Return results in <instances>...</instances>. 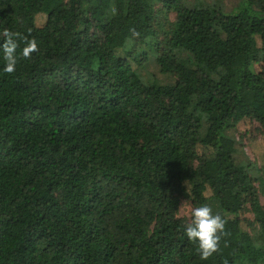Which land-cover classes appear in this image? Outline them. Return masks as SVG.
Instances as JSON below:
<instances>
[{
	"label": "trees",
	"instance_id": "1",
	"mask_svg": "<svg viewBox=\"0 0 264 264\" xmlns=\"http://www.w3.org/2000/svg\"><path fill=\"white\" fill-rule=\"evenodd\" d=\"M245 1L0 0V45L18 43L0 70V264H264V0ZM145 41L173 83L141 80ZM182 198L225 221L207 259Z\"/></svg>",
	"mask_w": 264,
	"mask_h": 264
},
{
	"label": "rangeland",
	"instance_id": "2",
	"mask_svg": "<svg viewBox=\"0 0 264 264\" xmlns=\"http://www.w3.org/2000/svg\"><path fill=\"white\" fill-rule=\"evenodd\" d=\"M182 3L189 8L195 6H214L222 9L225 13H232L241 8H248L251 12L254 11V8L251 5H247L245 0H181ZM159 8V4L157 5ZM173 17L172 13H169L168 18L171 20ZM138 52H143L146 54L145 61L137 68L138 75L144 83H156V84H170L174 82V76L171 73H162L159 69V65L156 61V53L150 43L145 41L144 43H140L137 46ZM180 57H188V55L184 52L179 54ZM190 65L192 62L190 61ZM205 122H203V126ZM225 134L230 137L234 142V153L233 157L237 163L245 164L248 168L251 176L255 177L258 174V168L260 164H263V160H260V157H255L250 150L249 143L246 139H241L235 132V129L229 128L225 130ZM254 185L257 187L258 198L262 205H264V184L261 186L259 182L256 180ZM201 204L209 205L214 213H218L219 207L215 200H208ZM192 205L187 199H180L179 204L177 206L176 215L183 219L184 222L189 223L191 219V209L193 207L200 206ZM245 216L252 219L251 213H245ZM250 235L253 237L256 236V229L251 228L249 230Z\"/></svg>",
	"mask_w": 264,
	"mask_h": 264
},
{
	"label": "clouds",
	"instance_id": "3",
	"mask_svg": "<svg viewBox=\"0 0 264 264\" xmlns=\"http://www.w3.org/2000/svg\"><path fill=\"white\" fill-rule=\"evenodd\" d=\"M6 40L3 42V72L12 73L17 63V37L15 33L6 32ZM37 42L34 38H25V46L21 54L27 57L36 51ZM190 222L185 226L186 237L197 245L199 255L207 259L218 248L220 235L223 233L225 221L219 213H214L207 204L193 207L191 209Z\"/></svg>",
	"mask_w": 264,
	"mask_h": 264
}]
</instances>
